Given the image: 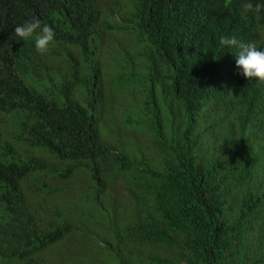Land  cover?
<instances>
[{
    "label": "trees",
    "instance_id": "trees-1",
    "mask_svg": "<svg viewBox=\"0 0 264 264\" xmlns=\"http://www.w3.org/2000/svg\"><path fill=\"white\" fill-rule=\"evenodd\" d=\"M85 1L78 18L53 26L46 55L30 40H0V66L39 56L56 77L12 70L5 85L0 67V212L20 199L47 227L42 237L33 224L19 253L15 225L1 227L0 262L264 264V96L258 81L227 76L234 49L218 44L261 40L264 12L237 23L243 0H210L211 23L192 5L178 13L179 0H125L126 10ZM35 6L0 0V15L21 24ZM20 137L67 164L61 182L47 185L35 157L13 150Z\"/></svg>",
    "mask_w": 264,
    "mask_h": 264
},
{
    "label": "clouds",
    "instance_id": "clouds-1",
    "mask_svg": "<svg viewBox=\"0 0 264 264\" xmlns=\"http://www.w3.org/2000/svg\"><path fill=\"white\" fill-rule=\"evenodd\" d=\"M36 3V9L34 13H31L29 17L23 23H11L8 26V22L5 23L3 18L5 15H0V40L4 45L12 46L17 40L28 41L30 40L31 47H35L37 53L41 56L46 55L49 48L53 45L56 39V33L53 26L57 27L62 23L60 17L63 20L76 19L83 12L86 1L85 0H33ZM100 3L106 5L109 0H99ZM118 1V0H116ZM111 2V0H110ZM179 4L181 6H179ZM110 5V4H109ZM187 5H192L191 8L199 10L202 14H205L203 19L214 23L215 18L209 13L210 0H179L177 5L178 13L183 9H186ZM182 7V8H181ZM129 8V6H128ZM131 9L135 8L133 5ZM188 11V10H187ZM185 12V11H184ZM264 12V2H253V0H243V2L234 4L233 13L231 18L235 15L238 18L237 23H243L245 21L257 20L260 22L259 15ZM263 24V25H262ZM258 24L257 28L261 30V40L242 42L236 36H221L218 39V44L221 49L228 48L234 49L229 54L224 56L227 60L228 68L226 69L227 76L235 71H238L243 78H247L249 81L256 80L261 85V89L257 93V98L264 96V23ZM21 66H25V70L21 69ZM6 72V83L7 85L12 80V70H16L21 73L25 81L30 79V72H34L40 78L46 79L52 82L56 79L55 75L44 68L41 62V57L34 56L28 57L26 55H13L4 59L0 66ZM51 76L54 80H51ZM3 87V86H2ZM5 91L8 89L4 88ZM4 92L0 90V99L4 96ZM255 129L257 133L263 131L259 127ZM3 138L11 141L13 137V127H3L1 129ZM21 141L24 142L22 137ZM19 141L17 138L13 140L16 143V147H13L15 152L26 154L27 157L33 155L36 161H32L34 164L38 162V165H42L44 168L45 183L47 185H54L59 183V179L63 178L59 174V170L66 168L67 164H64L58 159L52 151L43 147L37 149H30L29 146L24 142ZM28 150V151H27ZM54 177V178H53ZM56 177V178H55ZM61 182V181H60ZM40 201L46 203V205L52 206L55 204L53 197L50 195L42 194L38 196ZM63 202L71 200L68 195L60 197ZM35 197L31 199L34 201ZM19 200L15 202L16 211L10 210L6 206L0 212V228L6 226L7 223L14 224L17 233L16 238L18 241L15 247L17 252H21L26 249L27 241L30 239V233H32V225L39 222L40 230L43 237V233L47 229L43 222L37 218H34L30 214H25L22 206L19 204ZM57 200V199H56ZM53 207V206H52ZM30 208V207H29ZM65 208V206H64ZM32 209V208H30ZM33 210V209H32ZM10 250V249H9ZM24 257L18 255L16 260H9L6 256L2 258L0 264H25L23 261ZM27 264H33L28 262Z\"/></svg>",
    "mask_w": 264,
    "mask_h": 264
},
{
    "label": "rangeland",
    "instance_id": "rangeland-1",
    "mask_svg": "<svg viewBox=\"0 0 264 264\" xmlns=\"http://www.w3.org/2000/svg\"><path fill=\"white\" fill-rule=\"evenodd\" d=\"M122 1V6H124V7H126L124 10H126L127 8H128V1H125V0H121ZM76 197H77V194H76ZM74 200H77V199H75L74 198ZM69 202H70V200H69Z\"/></svg>",
    "mask_w": 264,
    "mask_h": 264
}]
</instances>
